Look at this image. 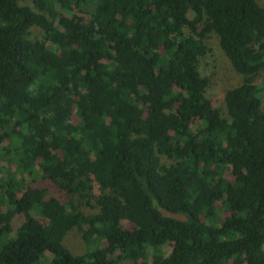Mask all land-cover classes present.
Masks as SVG:
<instances>
[{"label": "trees", "instance_id": "trees-1", "mask_svg": "<svg viewBox=\"0 0 264 264\" xmlns=\"http://www.w3.org/2000/svg\"><path fill=\"white\" fill-rule=\"evenodd\" d=\"M263 70L259 0H0V264H264Z\"/></svg>", "mask_w": 264, "mask_h": 264}, {"label": "rangeland", "instance_id": "rangeland-1", "mask_svg": "<svg viewBox=\"0 0 264 264\" xmlns=\"http://www.w3.org/2000/svg\"><path fill=\"white\" fill-rule=\"evenodd\" d=\"M259 1L264 6V0ZM29 37L31 39H40L42 37V33L38 28L32 27L30 29ZM208 46L210 47V50L204 57L200 58L198 63V69L201 75L206 76L208 78V85L205 92L206 96L211 99L213 106L218 108L221 114L226 116V107L224 101L225 92L227 89L239 85L241 83L242 76L232 69L228 59L224 56L220 47L218 46V39L216 35L210 36V38L208 39ZM261 80H264V70L258 75V77L256 78V82H260ZM76 121L77 119L75 112L73 116V122ZM7 168V165L3 163V168L0 169V175H4L6 173ZM8 170L9 172H12L14 170V167L11 166ZM15 177L16 176H14V178ZM23 185L24 182H22V187ZM40 186H44V183H40ZM50 189L51 191H53L51 196L63 200L61 195L55 192L53 187H50ZM79 209L84 213L93 211L90 210L87 206H80ZM124 221L125 220H123V222ZM14 224L16 227L17 224ZM64 241L65 246L73 254H80L84 252L85 246L81 240L80 233L78 230L72 229L71 231H69ZM169 249V244H164V253H168ZM40 264H50V256L46 254Z\"/></svg>", "mask_w": 264, "mask_h": 264}, {"label": "water", "instance_id": "water-1", "mask_svg": "<svg viewBox=\"0 0 264 264\" xmlns=\"http://www.w3.org/2000/svg\"><path fill=\"white\" fill-rule=\"evenodd\" d=\"M160 213L164 217H169V218H172L175 220H179V221H185L186 220V217L184 214L179 213V212H173V211L167 210L166 208H161Z\"/></svg>", "mask_w": 264, "mask_h": 264}]
</instances>
